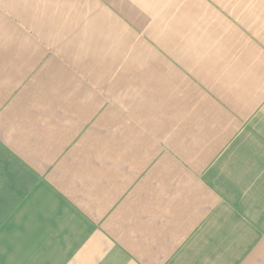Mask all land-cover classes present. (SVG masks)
<instances>
[{
  "label": "crops",
  "instance_id": "1",
  "mask_svg": "<svg viewBox=\"0 0 264 264\" xmlns=\"http://www.w3.org/2000/svg\"><path fill=\"white\" fill-rule=\"evenodd\" d=\"M0 264H264V0H0Z\"/></svg>",
  "mask_w": 264,
  "mask_h": 264
}]
</instances>
